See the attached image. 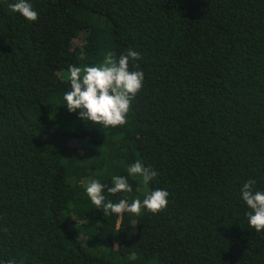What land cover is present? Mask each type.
Instances as JSON below:
<instances>
[{"label": "trees", "instance_id": "obj_1", "mask_svg": "<svg viewBox=\"0 0 264 264\" xmlns=\"http://www.w3.org/2000/svg\"><path fill=\"white\" fill-rule=\"evenodd\" d=\"M0 0V264H264L248 225L249 179L264 191V0ZM135 50L144 74L127 123L69 112L70 65ZM138 64L139 68L133 67ZM139 161L130 193L167 207L104 216L85 192Z\"/></svg>", "mask_w": 264, "mask_h": 264}, {"label": "clouds", "instance_id": "obj_2", "mask_svg": "<svg viewBox=\"0 0 264 264\" xmlns=\"http://www.w3.org/2000/svg\"><path fill=\"white\" fill-rule=\"evenodd\" d=\"M14 13H19L28 21H36L38 13L33 9L29 0H14L9 5ZM141 59V54L135 50H126L119 57L112 52L105 54L98 65L83 67L70 65L67 79L70 91L65 92L64 101L69 112L79 110V118L92 124H99L104 128L122 126L127 123V114L133 97L140 91L144 82V74L139 70H129V62ZM138 69V64H133ZM127 176L112 177V185L106 186L98 180L92 179L85 186V192L95 208L102 209L104 216L125 212L139 216L141 210L156 214L167 207L169 193L163 189H154L144 194L141 201L135 198L131 203L126 198L116 203L106 202L104 191L115 195L130 193L132 186L128 177L139 176L142 183L147 185L158 173L151 167H145L139 161L130 164ZM255 181L249 179L241 188V197L251 210L246 213L248 225L256 232L264 230V191L254 190ZM6 264H16L9 260Z\"/></svg>", "mask_w": 264, "mask_h": 264}, {"label": "rangeland", "instance_id": "obj_3", "mask_svg": "<svg viewBox=\"0 0 264 264\" xmlns=\"http://www.w3.org/2000/svg\"><path fill=\"white\" fill-rule=\"evenodd\" d=\"M135 178L137 179L138 183L140 184V183H141V180H142V178H141V177H139V176H136Z\"/></svg>", "mask_w": 264, "mask_h": 264}]
</instances>
